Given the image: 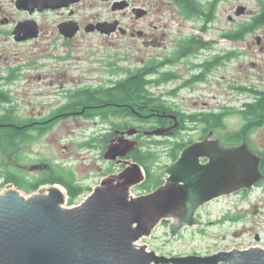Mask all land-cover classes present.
<instances>
[{
	"label": "rangeland",
	"instance_id": "rangeland-1",
	"mask_svg": "<svg viewBox=\"0 0 264 264\" xmlns=\"http://www.w3.org/2000/svg\"><path fill=\"white\" fill-rule=\"evenodd\" d=\"M16 0H0V20L6 18L8 23L0 24V68L7 59L9 64L14 60L20 64L21 61L32 62L34 65L26 75L36 76L42 74L37 64H42L47 60L46 55L58 54L63 50L62 41L56 42L58 45H50L52 39L57 37L54 26L60 21L75 19L85 26L88 23L112 22L119 20L123 28H134V32L140 31L143 36L118 34L117 37H106L100 34H83L77 38L78 43L82 44L78 52L82 59L77 64V68L71 69V75L77 77L84 83L86 80L99 81L104 80V75L108 72L107 67L102 65L109 64V72L133 71L136 68L147 65L151 61L162 62L166 58L173 57V50L177 41L182 37H192L203 40H218L216 50H239L243 56L238 60L231 61L228 65L219 70L217 86L207 91H198L197 98L202 97V102L210 105L225 104L230 100V105L237 106L239 101H233L229 95L227 82H234L248 74H254L253 82L258 86V77H264V53L258 52L257 46L252 48L242 47L239 43L234 46L228 40L222 38V34L233 32L240 23H247L259 12L260 1L264 0H220L215 11V20L206 28L203 27V19L193 21H183L178 15L175 7L167 0H126L131 7L143 8L147 15L136 19L134 13L130 10L124 13H113L111 3L100 0H80L79 3L66 10L45 11L31 18L40 21L47 34L46 41L39 45L37 43H27L18 45L13 43L10 37L6 35L12 23L17 20L27 19L30 16L27 13H21L15 7ZM203 4L211 0H199ZM239 7L245 8L243 15L237 16L236 11ZM71 12H73L71 14ZM207 24V23H206ZM205 29V30H204ZM234 33V32H233ZM256 36H264V28L258 30L248 39H254ZM58 38V37H57ZM36 44V45H35ZM88 45V48H87ZM191 45V44H190ZM191 45L189 50H193ZM192 54V53H191ZM203 56L208 52H202ZM44 56V57H43ZM85 56V57H84ZM107 56V57H106ZM111 56V57H110ZM108 58V59H107ZM23 61V62H24ZM54 61L47 62L51 65ZM103 63V64H102ZM254 63L255 66H251ZM76 65L74 61L68 63ZM181 65L175 64V67ZM185 68H179L182 72ZM123 70V71H122ZM27 73V71H26ZM157 76H154L155 79ZM41 81L33 80V83ZM38 86H34L27 93L16 94L19 104L27 103L35 107L34 113L38 108L43 107L46 113L50 109L65 103L66 100L61 95L52 93L36 95ZM172 84H165L159 90L168 91ZM35 89V90H34ZM42 89L38 91H46ZM28 91V90H27ZM157 92V89H153ZM222 95L218 98L220 101H214V94ZM226 95L231 96L229 98ZM23 100V101H22ZM232 100V101H231ZM26 111L31 109L21 106ZM199 107V106H198ZM93 122H97L96 125ZM112 122H116L115 119ZM121 122V121H117ZM116 122V123H117ZM239 121L236 117L225 120L224 130H218L219 135L226 141L232 142L231 135L239 127ZM114 127V126H113ZM108 126L100 125L97 119L93 121H66L56 125L42 137L38 138L33 144H24L18 150L7 156L6 162L25 171L29 177L36 178L47 176L44 168H36L35 164H50L55 171L66 174L72 172L74 179L84 189L90 188V191L83 193L74 202L67 199L65 207H73L82 202L92 189L99 184V181L110 172H116L118 165L103 160L100 153L102 137L106 134ZM185 139H196L198 134L186 132L181 134ZM250 145L258 150H264V127L255 131L251 136ZM145 141V140H144ZM89 142V146L84 144ZM147 141L144 143V145ZM154 153L158 154L161 165H168L170 159L165 155L164 146H153ZM19 155V161L16 158ZM2 157L0 156V164ZM163 174H164V169ZM1 172V170H0ZM9 184L3 185L0 178V193H2ZM12 185V184H11ZM23 197H29L33 193L27 194L15 186ZM64 188V187H63ZM241 192V191H240ZM233 193L203 206L197 212L200 217L201 225L197 227H185L180 233L170 239L168 234V222H161L149 238L142 239L138 244L147 245L149 251H155L158 255L166 257L200 255L207 256L219 251H228L232 249L245 250L250 247L264 249V179L245 193ZM35 193V192H34ZM133 195L139 194L135 187L131 190ZM196 216V217H197ZM258 236V240H256Z\"/></svg>",
	"mask_w": 264,
	"mask_h": 264
},
{
	"label": "water",
	"instance_id": "water-1",
	"mask_svg": "<svg viewBox=\"0 0 264 264\" xmlns=\"http://www.w3.org/2000/svg\"><path fill=\"white\" fill-rule=\"evenodd\" d=\"M76 1L16 0L15 6L33 11L67 7ZM126 6L125 1L115 2L112 9ZM244 12L239 7L236 15ZM133 13L136 19L147 15L143 8H135ZM116 26L117 22H102L86 26L85 31L109 34ZM34 29L32 22L19 24L15 39ZM59 29L65 37H72L78 27L75 23H64ZM116 133L121 137L105 146L102 158L124 165V169L103 177L78 205L65 207L68 195L59 184L42 185L29 197H23L11 184L0 193V264H264V249L258 247L207 256L166 257L138 244L149 238L163 221L168 222L170 239L185 227L201 225L196 213L205 204L249 191L264 179L263 158L246 143L224 146L232 142H226L218 130L213 137L223 144L218 139H209L212 134L209 132L204 140L181 151L166 168L162 185L135 197L131 190L144 181L145 175L139 164L126 159L138 142L124 135L133 137L141 132L130 128ZM143 134L157 136L166 132L156 129ZM36 167L39 166L33 168Z\"/></svg>",
	"mask_w": 264,
	"mask_h": 264
},
{
	"label": "flooded vegetation",
	"instance_id": "flooded-vegetation-1",
	"mask_svg": "<svg viewBox=\"0 0 264 264\" xmlns=\"http://www.w3.org/2000/svg\"><path fill=\"white\" fill-rule=\"evenodd\" d=\"M122 1H125L127 3V6L124 9H112L113 3ZM79 2L80 0H77L67 7L43 10L35 8L33 11L18 9L15 6L16 9L21 13H27L30 17L27 19L17 20L12 23L6 35L11 38L13 43L18 45L27 43H37L39 45H42L41 43L47 42L45 38L47 37L45 28L40 21L31 17L45 11H59L70 9L73 5ZM105 2L111 3V11L113 13H124L128 10L133 13V10L135 9V7H131L130 3L126 0H110ZM212 2H214V0L206 1L204 5ZM217 7L218 4L216 6V9ZM72 13L73 12H71V14ZM213 17L215 20V16ZM213 21L202 25L203 27L206 26L207 28L209 24L213 23ZM25 22L34 23L35 29L34 31H30L29 33L19 34V37L21 39L16 40L15 29L19 24ZM113 22H117V26L115 27V30L109 34H102L97 30L91 32L85 31L86 26L97 25L98 23L102 22H96L94 24L88 23L86 26L79 23L75 19H68L66 21L58 22L54 26V31L56 32L58 38L54 37L51 40L52 43L50 45L57 46L58 44L56 42H58V40H61L63 50L58 54L46 55L47 60L43 63V65L40 63L37 64L39 68L44 69L41 70L42 74H38L36 76H33L31 74L26 75L28 74V72H32L31 68L34 66L32 62L23 60L24 62L21 61L20 64H18V62L14 60L11 64H9L8 60L6 59L0 68V96H6L8 101H0V128H10L18 130L21 135L29 138H31L32 136L42 137L49 131L48 129L53 128L56 125L66 121H78L79 119L84 121H93L97 119L100 125H106L109 127L106 131V134L101 136L103 143V146H101L100 149L101 155L103 154L105 146L108 143H110L111 141H117V138L121 137L119 133L115 134V131L125 132L130 128H135L141 133L133 137L124 135L125 138L131 141L138 142L137 146L132 151H130L126 157V159L131 160V155L133 153H140L141 151L143 152L146 147L150 146L148 143L152 141L156 142L155 146H162V144L165 142H175L182 140V143H185L186 145L181 150L174 152V160L171 159L168 152L165 153V156L170 159V163L168 165H165L164 167V174L161 177V182L163 184V178L165 177L166 168L177 160L179 154L185 147L192 143H197L204 140L209 132L212 133L209 136V139H218L213 137L214 132L219 129L224 130L226 126L225 120L231 117H236L240 123L239 127L233 132L235 137L231 140L232 143L223 144L219 139L218 140L224 146L246 143L251 151H253L257 156L264 159V150L255 149L250 145L252 141L251 136L253 135V133L264 127L263 124L261 127L252 129V126L256 125L257 119H255L254 114L250 112V106L256 101V98L260 97L264 93V86H258L255 82H253L252 79L255 77L254 74L245 75L242 78L235 80L234 82H227L230 84L228 86L229 95H233V97L228 95H226V97H231V99L236 102L239 101V104L236 107L230 105L229 99L225 104L222 105L217 103L215 105H210L205 101L202 102V97L197 98L198 95H196V93L198 91H207L208 89L217 86V84L219 83V81L217 80V75L219 74V70H221V68L228 65L229 62L238 60L239 57L243 56L242 52L236 49L228 50L226 52L223 50L219 51L213 49L218 45V40H203L198 38L197 40H194V44H192V46L194 47L193 50H188L187 53L177 52L175 45V48L172 52L173 57L166 58L167 60H162L163 63L159 62L155 75H147L145 80L148 82L144 88L148 94H155L157 105L156 108H146L145 110V106L140 103L135 97H131L129 99V102L124 103L108 102L104 104L101 103L78 105L70 102L72 96L75 95L77 96L87 93L101 94L105 93L106 91L115 89L130 75L133 77L132 74L139 69L138 67L131 72L122 70V73H117L116 71H112L110 73L108 67L109 64L104 65L102 63V66L104 68L107 67L108 69V72L106 73V75H104V80L91 81L89 79V81L86 80L84 83L80 82L77 77H74L70 74L72 71L71 69L77 68V64L82 60L79 57L78 52L81 50V47L83 45L78 43L77 40V38L81 35H90L97 33L106 37H117L118 34L125 35L129 33L132 36H143L142 32L140 31L134 32V28H123L119 20L114 19L112 22L106 23ZM6 23H8V20L6 18L0 20V24L3 25ZM64 23H75L78 27L77 32L72 37H65L60 31L59 25ZM236 26L238 27L233 31L234 33L229 32L225 35L222 34V38L228 40L234 46H238V43L242 45V47L245 46L247 48L257 46L258 52L264 53V36H256L254 39L247 38L249 35H253L258 30L264 28V24L261 26H253L249 24V22H247L237 24ZM236 36L240 37L238 38ZM233 37L236 38L233 39ZM204 51L208 52L209 54L203 56L201 53ZM49 61L54 62L49 65L47 63ZM72 61H74L76 65L68 64ZM178 63H180L181 65H179V67H175V64ZM182 66L185 69L180 72L179 68H182ZM251 66L254 67L255 64L251 63ZM164 73L169 74L168 80L162 78V75ZM154 76L157 77L153 79ZM141 79L143 80V78ZM33 80H42V82H40L39 84L36 82L33 83ZM258 82L260 85L264 84V77H258ZM169 83L172 84V87L168 91L159 90L162 86ZM34 86H38L37 88L35 87V89H37V91L34 92L36 95H43L46 93L61 95L62 98L64 96L66 102L50 109L46 113L43 112V107L38 108L36 113H34L33 110H35V107L26 105L27 103L22 102L19 104L18 99H16V94L27 93ZM44 88L47 90L38 91ZM154 88L157 89V92L153 91ZM220 96L222 95L216 92L212 99L216 102ZM22 105H24V107L30 108L31 110L26 111L21 107ZM247 111L250 112L248 116L245 115ZM128 113H130V115H128ZM204 114H210L213 115V117H217L218 120H220L222 126L217 128H210L208 130H206L204 127H201L200 125L202 123H200V121L203 119ZM113 119H115L116 122H121H112ZM96 123L97 122H93L94 125H96ZM156 129L163 130L166 132V134L157 136H144L143 134V132L153 131ZM185 131L197 133L198 136L196 139H185L181 136V134L185 133ZM146 141L147 143L144 145ZM201 162H206V160H202ZM35 165L39 166L36 167L37 169L44 168L46 169V171L50 170L51 167L50 164H46L43 167H40L41 164ZM16 166L17 165L14 164V167ZM118 166L119 168L116 172H110L109 174H105V176L117 174L124 169V165ZM144 175L146 179L145 172ZM145 179L141 184L145 182ZM137 187H135V189ZM153 190H155V188ZM153 190L133 196L137 197L143 194L150 193ZM245 192V190H242L240 193ZM197 213L196 216L198 215ZM197 218L201 220L199 216H197Z\"/></svg>",
	"mask_w": 264,
	"mask_h": 264
},
{
	"label": "trees",
	"instance_id": "trees-1",
	"mask_svg": "<svg viewBox=\"0 0 264 264\" xmlns=\"http://www.w3.org/2000/svg\"><path fill=\"white\" fill-rule=\"evenodd\" d=\"M167 1L175 7L177 15L183 21L203 19L204 24L214 20V12L217 4L220 2V0H214V2L204 5L199 0ZM249 24L253 26H261L264 24V1H260L259 12L251 18ZM236 37L239 38L240 36ZM236 37H233V39ZM190 44H194V38L189 36L180 38L176 43L177 52L187 53L191 46ZM157 65V62L151 61L147 65L136 70L132 74L133 77L130 75L115 89L101 94L87 93L77 96L75 95L72 96L70 102L78 105L104 104L108 102L124 103L129 102L131 97H135L145 106V110L146 108H156L157 105L155 94H148L144 87L148 82L145 80L147 75H155L157 71ZM141 78H143V80ZM162 78L168 80L169 74L164 73ZM0 101H8V99L6 96H0ZM250 112H252L254 114V118L257 119V123L255 126H252V129L261 127L264 124V93L260 97L256 98V101L250 106ZM250 112L247 111L245 115L248 116ZM128 115H130V113H128ZM203 116V119L200 121V123H202L200 126L204 127L206 130L222 126L220 120H218L217 117H213V115L210 114H204ZM40 137L41 136H32L29 138L21 135L18 130L0 128V156L2 157V162L0 164V178L3 185L12 184L17 189L30 194L36 192L42 185L59 184L66 190L68 200L71 203L83 193L90 191V188L84 189L78 182H76L72 172L70 171H67L66 174H62L61 172L56 173L57 171L53 169L55 167L51 166L50 170L45 173L46 175L48 174L47 176L31 178L21 168L14 167L6 162L5 158H7L9 154L15 153L18 148L24 144H33V142H35ZM234 137L235 135L232 133L231 138L234 139ZM148 144L150 146L146 147L143 152L141 151L140 153H133L131 155L132 160L139 164L146 174L145 182L136 188V191L139 194L153 190L154 188L156 189L162 184V169H164L165 165L160 164L159 157L157 156L158 154H156V152L154 153L152 149V146H155L156 142L152 141ZM84 145L89 146L90 143L87 142ZM185 145V143H182V140L175 142H165L162 144V146L167 149L166 152L170 154L172 160L175 159L174 152L181 150ZM16 159L18 162L19 155H17ZM57 168L58 167L55 169ZM261 170L264 174V159L261 162ZM164 223L166 224L167 222L165 221Z\"/></svg>",
	"mask_w": 264,
	"mask_h": 264
}]
</instances>
